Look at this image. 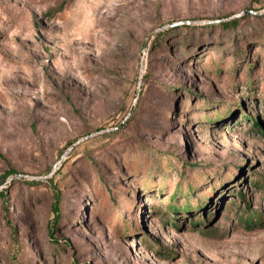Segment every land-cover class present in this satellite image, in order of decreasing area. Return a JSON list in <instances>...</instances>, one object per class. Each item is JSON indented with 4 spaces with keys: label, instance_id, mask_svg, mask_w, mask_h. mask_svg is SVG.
<instances>
[{
    "label": "rangeland",
    "instance_id": "rangeland-1",
    "mask_svg": "<svg viewBox=\"0 0 264 264\" xmlns=\"http://www.w3.org/2000/svg\"><path fill=\"white\" fill-rule=\"evenodd\" d=\"M0 264H264V0H0Z\"/></svg>",
    "mask_w": 264,
    "mask_h": 264
},
{
    "label": "trees",
    "instance_id": "trees-1",
    "mask_svg": "<svg viewBox=\"0 0 264 264\" xmlns=\"http://www.w3.org/2000/svg\"><path fill=\"white\" fill-rule=\"evenodd\" d=\"M223 26L224 27H228L227 24H224ZM12 173H13V171H9L4 178H6L7 176L11 175ZM262 185L263 184H260V186H262ZM53 213H54L53 225L57 226L58 222L61 219V207H60V198L59 197H56V202H55V204L53 206ZM258 219H260V217L252 216V215H250L248 217H240V220H242L245 223H247V225H251L252 223L256 222Z\"/></svg>",
    "mask_w": 264,
    "mask_h": 264
},
{
    "label": "water",
    "instance_id": "water-1",
    "mask_svg": "<svg viewBox=\"0 0 264 264\" xmlns=\"http://www.w3.org/2000/svg\"><path fill=\"white\" fill-rule=\"evenodd\" d=\"M133 110V109H132Z\"/></svg>",
    "mask_w": 264,
    "mask_h": 264
}]
</instances>
